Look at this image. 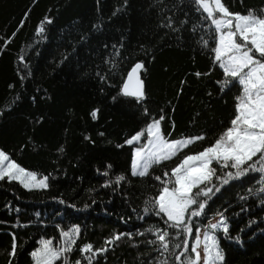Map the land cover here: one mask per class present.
<instances>
[{
	"label": "trees",
	"instance_id": "trees-1",
	"mask_svg": "<svg viewBox=\"0 0 264 264\" xmlns=\"http://www.w3.org/2000/svg\"><path fill=\"white\" fill-rule=\"evenodd\" d=\"M222 2L232 13L264 9V0ZM197 8L193 0H0V150L48 177L47 189L0 181V264H34L30 253L42 239L59 247L61 231L73 227L80 233L68 264L89 257L92 264H180L176 256L193 257L196 230L216 217L228 228L215 232L223 264H264V172L249 170L228 184L213 177L208 197L198 198L207 205L191 218L192 235L169 227L151 203L162 187L155 177L214 143L241 94L238 84L221 91L214 26ZM137 63L141 102L121 94ZM161 115L167 139H205L133 176L135 144L126 140ZM229 171L217 167V176ZM164 231L167 252L157 239ZM88 244L93 252H81ZM97 249L106 251L94 255Z\"/></svg>",
	"mask_w": 264,
	"mask_h": 264
},
{
	"label": "snow or ice",
	"instance_id": "snow-or-ice-1",
	"mask_svg": "<svg viewBox=\"0 0 264 264\" xmlns=\"http://www.w3.org/2000/svg\"><path fill=\"white\" fill-rule=\"evenodd\" d=\"M193 3L198 6V11L206 14L205 19L210 20L214 26L215 46L211 51L214 53V63L222 69L225 78L217 82L221 84V91L230 90L229 86L235 87L238 84L241 87V94L236 97L235 115L230 121V126L215 139L214 143L199 152L185 155L170 172H164L163 178L155 177L162 185L158 195L151 201L155 214L166 217L165 222H170L169 227L182 228L188 235L193 234L191 218L204 213L207 200L201 202L198 198L208 197L212 188L207 185L212 182L213 177L221 179L222 184H228L230 180L244 176L249 170L264 172V9H261L260 15L252 9H249L247 14H241L230 12L222 0H193ZM47 22L51 23L50 20ZM39 31H44L43 25ZM202 44L208 47V41L203 38ZM142 68V63L135 64L127 75L121 93L123 96L134 98L137 102L145 99L143 81L139 75ZM196 75L202 74L197 72ZM144 112L148 115L146 108ZM91 115L95 119L97 111L94 110ZM163 119L164 116L161 115L159 119L152 120L145 129L126 140L128 145L140 144L142 139L147 140L146 144L134 150L131 165L133 176L149 175L154 165L172 160L185 148L205 139V136L200 135L169 140L161 130ZM107 167L111 168V165ZM217 167L231 168L235 172L229 171L225 177L220 178L217 176ZM104 175H107V172ZM6 178L19 182L29 190L48 188L47 176L38 179L35 173L26 171L0 150V181ZM125 179L123 175L118 176L116 183L119 184ZM144 211L147 214L149 209L145 208ZM222 225L223 231L227 233L228 228L223 219L211 224L210 228L217 229ZM196 231L198 233L199 229ZM79 233V227L62 230V244L59 247L54 246L52 239H42L39 242L40 247L30 253L35 264H56V261L62 258V264H68L67 254L72 251ZM168 235L169 233L164 231L157 236L164 252L169 249L166 240ZM114 239H120V236L117 235ZM195 241V245L190 249L193 257L181 261L184 253L176 256L180 264H223L225 257L214 235H204L203 255L199 250L200 235L195 236ZM15 247L13 244L10 253L13 256ZM175 247L180 248L181 245L177 244ZM183 248L185 252L189 250L187 241L184 242ZM80 251L93 252V246L85 245ZM104 251L106 249H97L93 254ZM75 264L81 262L77 260ZM88 264H92L90 257ZM161 264H167V261H162Z\"/></svg>",
	"mask_w": 264,
	"mask_h": 264
},
{
	"label": "rangeland",
	"instance_id": "rangeland-1",
	"mask_svg": "<svg viewBox=\"0 0 264 264\" xmlns=\"http://www.w3.org/2000/svg\"><path fill=\"white\" fill-rule=\"evenodd\" d=\"M147 143V140L145 139L144 141L141 140L140 144H135V148L136 147H140L142 146L143 144H146ZM135 150V149H134ZM133 157H134V151H133ZM37 176V175H36ZM37 178L39 179L40 177L37 176ZM262 188L264 189V175H263V184H262ZM222 218L220 217H216L215 219L209 221L206 225L205 228L199 230V232L197 233L198 235H200V238H201V244H200V251H201V254L203 255V245H204V235L205 234H208V235H214L215 236V232L217 231H223V225L220 227V228H217V229H211L210 228V225L211 224H214V223H218L219 221H221ZM224 221V220H223ZM225 224V222H224ZM216 237V236H215ZM196 243V241H195ZM194 243V245H195ZM35 264V263H34Z\"/></svg>",
	"mask_w": 264,
	"mask_h": 264
},
{
	"label": "water",
	"instance_id": "water-1",
	"mask_svg": "<svg viewBox=\"0 0 264 264\" xmlns=\"http://www.w3.org/2000/svg\"><path fill=\"white\" fill-rule=\"evenodd\" d=\"M126 81H127V79H126Z\"/></svg>",
	"mask_w": 264,
	"mask_h": 264
}]
</instances>
